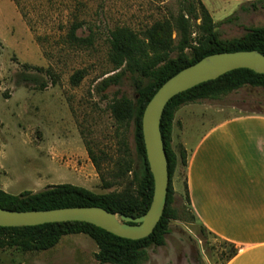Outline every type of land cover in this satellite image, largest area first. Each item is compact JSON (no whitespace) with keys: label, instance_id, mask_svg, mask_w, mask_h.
Here are the masks:
<instances>
[{"label":"rangeland","instance_id":"rangeland-1","mask_svg":"<svg viewBox=\"0 0 264 264\" xmlns=\"http://www.w3.org/2000/svg\"><path fill=\"white\" fill-rule=\"evenodd\" d=\"M219 1L209 11L221 41L264 27V5L255 10L249 4ZM182 3L0 0V190L20 195L72 184L99 195L134 191L132 172L127 171L130 164L139 165L134 127L121 115L137 90L151 81L139 73L127 74L120 84L101 91L99 85L115 69L109 57L111 33L131 30L151 55H190L192 48L183 49L189 31L180 34L174 28L183 14ZM160 25L167 28L161 30ZM75 27L76 38L91 42L72 37ZM194 38L193 33L191 46L196 45ZM77 73L82 78L75 83ZM253 115L264 116V88L249 85L184 105L176 113L172 147L178 165L172 185L180 220L170 223L164 244L150 247L142 264H224L235 254L232 246L205 228L188 202L184 143L225 120ZM14 238L0 233V264H100L95 259L98 245L86 234L63 236L46 251L23 250L14 245Z\"/></svg>","mask_w":264,"mask_h":264},{"label":"trees","instance_id":"trees-1","mask_svg":"<svg viewBox=\"0 0 264 264\" xmlns=\"http://www.w3.org/2000/svg\"><path fill=\"white\" fill-rule=\"evenodd\" d=\"M249 5L256 10L260 5H264V0L249 3ZM182 6L183 14L176 20L174 28L180 34H186L189 31L188 36L184 37L183 49L192 48L193 52L190 55L179 56L176 59H170L168 55L162 57L155 51L154 55H151L148 45L131 30L122 28L111 33L109 57L115 69L114 74L105 78L99 85L101 91L120 84L127 74L139 73L151 81V84L137 90L134 101L128 104L121 115L123 121L131 122L134 127L135 149L139 165L135 167L130 164L127 170L132 172L130 184L134 187V191L99 195L72 184L53 185L38 193L26 191L20 195H11L0 190V207L15 211L101 207L115 214L134 217H140L149 210L154 193V179L147 161L142 120L145 108L155 93L181 70L209 55L238 51H259L264 54V27L252 28L240 39L224 42L219 39L216 32L217 24L201 0L196 2L183 0ZM231 19L228 21L230 22ZM198 20H201L199 25L191 24L192 21ZM160 28L165 30L167 27ZM76 29L75 27L72 31V37L82 43L91 42V39L76 38ZM191 29L195 31L192 32ZM193 33L196 34V38L192 41V43L195 42V46H191L189 42ZM24 67L32 68L28 65ZM81 78V73H77L72 80L78 83ZM247 85L264 88V74H258L250 69L234 70L216 80L202 83L175 96L167 104L162 117L161 132L170 177L168 198L163 216L149 237L141 240L125 239L85 222L49 223L32 227H0V233H11L15 236L14 245L26 251H46L54 248L63 236L86 234L98 245L95 259L100 264H142L146 260L147 250L150 247L164 244L165 236L170 232V223L180 220L177 210L173 207L175 198L172 185L178 165V156L172 147L176 113L184 105L203 99H217ZM89 155L96 165V158L91 151ZM181 158L186 164L185 152ZM186 192L188 202L191 204L187 184Z\"/></svg>","mask_w":264,"mask_h":264},{"label":"crops","instance_id":"crops-1","mask_svg":"<svg viewBox=\"0 0 264 264\" xmlns=\"http://www.w3.org/2000/svg\"><path fill=\"white\" fill-rule=\"evenodd\" d=\"M216 1L204 0L210 11ZM191 141L184 143L191 204L205 228L235 249L224 264H264V116L225 120Z\"/></svg>","mask_w":264,"mask_h":264},{"label":"water","instance_id":"water-1","mask_svg":"<svg viewBox=\"0 0 264 264\" xmlns=\"http://www.w3.org/2000/svg\"><path fill=\"white\" fill-rule=\"evenodd\" d=\"M238 69L264 74V54L259 51L209 55L165 82L145 108L142 120L147 161L154 179L149 210L140 217L119 215L101 207H72L47 211H15L0 207V227H32L49 223L85 222L118 237H149L163 216L170 183L168 160L161 132L165 108L175 96Z\"/></svg>","mask_w":264,"mask_h":264}]
</instances>
